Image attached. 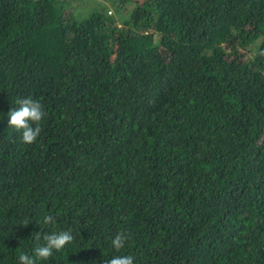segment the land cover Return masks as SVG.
<instances>
[{
  "label": "trees",
  "instance_id": "16d2710c",
  "mask_svg": "<svg viewBox=\"0 0 264 264\" xmlns=\"http://www.w3.org/2000/svg\"><path fill=\"white\" fill-rule=\"evenodd\" d=\"M261 49L264 0H0V264H264Z\"/></svg>",
  "mask_w": 264,
  "mask_h": 264
},
{
  "label": "clouds",
  "instance_id": "9594fccd",
  "mask_svg": "<svg viewBox=\"0 0 264 264\" xmlns=\"http://www.w3.org/2000/svg\"><path fill=\"white\" fill-rule=\"evenodd\" d=\"M258 55L264 56V49L258 52ZM19 105L17 109H10L8 112V124L21 132V141L25 144L34 143L42 131L41 121L46 116L43 105L31 97L22 98L16 101ZM28 220L23 221V225H27ZM43 225H55L56 219L53 214H44ZM131 236L126 232H119L112 239L111 244L114 249L120 250L125 247L126 242ZM73 234L70 230H61L52 232L44 236L45 244L37 246L34 249V256H29L24 252L18 255L19 264H36L37 259L47 260L52 256L53 251H61L64 247L73 242ZM102 264H134L132 256H112L109 259L102 260Z\"/></svg>",
  "mask_w": 264,
  "mask_h": 264
}]
</instances>
